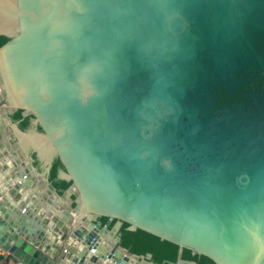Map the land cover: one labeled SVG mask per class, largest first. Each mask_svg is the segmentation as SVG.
<instances>
[{
    "label": "water",
    "instance_id": "1",
    "mask_svg": "<svg viewBox=\"0 0 264 264\" xmlns=\"http://www.w3.org/2000/svg\"><path fill=\"white\" fill-rule=\"evenodd\" d=\"M0 35L4 115L41 128L6 117L29 155L0 194L16 199L18 178L38 173L64 205L37 238L0 205L14 264H52L62 241L71 264H155L120 245L122 222L178 244L160 264H198L183 248L264 264V0H0Z\"/></svg>",
    "mask_w": 264,
    "mask_h": 264
},
{
    "label": "crops",
    "instance_id": "2",
    "mask_svg": "<svg viewBox=\"0 0 264 264\" xmlns=\"http://www.w3.org/2000/svg\"><path fill=\"white\" fill-rule=\"evenodd\" d=\"M6 117L10 119L9 115H4L2 104L0 103V182L9 179L15 169H23L24 167H27L26 156L29 155L25 145L19 144L18 142H9V140L12 139L10 138L11 129L6 124ZM18 180L22 181L24 186L15 190V192L19 194L16 199L12 198L8 189L4 194H0V205H4L8 212L5 225L12 228L23 227L24 229L32 230L34 232V238H37L40 232L46 231L43 227V218L46 216L45 214L54 213L52 212L54 210L56 213L60 208H64V205L63 202L60 201L58 197L54 196V194L48 189L38 173L27 174L25 177L21 175ZM17 184L18 182L14 185ZM21 238L25 239L23 236H21ZM104 238L105 237H103V239ZM106 241L107 242L105 243H107V245H111V238H107L106 236ZM30 244L34 249H38V245L33 242ZM41 248H44V246L42 245ZM69 248H71L69 243L62 241L53 258L48 259L52 264H56L57 260H60V262H63L64 264H71L70 259L73 255L70 254ZM0 250V264H14L10 259V253L1 246ZM123 255V252L120 253L121 258ZM149 261L152 260L149 259ZM154 263L160 264L156 262ZM101 264L110 263L108 260H104ZM128 264L151 263H146L134 257H130Z\"/></svg>",
    "mask_w": 264,
    "mask_h": 264
},
{
    "label": "trees",
    "instance_id": "3",
    "mask_svg": "<svg viewBox=\"0 0 264 264\" xmlns=\"http://www.w3.org/2000/svg\"><path fill=\"white\" fill-rule=\"evenodd\" d=\"M8 37L0 35V46L8 41ZM9 118L17 122V125L22 130H37L41 131L39 125H33L32 120L34 118L33 114L26 116L22 115V109H17L11 114ZM33 157V165L39 169L43 167L42 161L36 156L34 152H30ZM64 167L60 159L55 156L52 160V165L47 174L48 180L56 188L59 194H62L66 188L71 184V181L62 179L59 177V172L63 170ZM74 196H72L73 198ZM74 205V203H72ZM102 224L107 220V217H100ZM116 219H112L108 225V228H112ZM128 223L122 222V225L117 231V236L120 240V245L127 249L131 253L147 255L150 254L149 259L156 263H162L166 261H175L178 255V244L162 239L159 236L147 232L143 229L136 228L135 230L127 229ZM181 257L186 260L195 261L198 264H216L211 258L203 254H192L191 250L188 248H183L181 252Z\"/></svg>",
    "mask_w": 264,
    "mask_h": 264
},
{
    "label": "flooded vegetation",
    "instance_id": "4",
    "mask_svg": "<svg viewBox=\"0 0 264 264\" xmlns=\"http://www.w3.org/2000/svg\"><path fill=\"white\" fill-rule=\"evenodd\" d=\"M45 167V165H43V167L42 168H44Z\"/></svg>",
    "mask_w": 264,
    "mask_h": 264
},
{
    "label": "built area",
    "instance_id": "5",
    "mask_svg": "<svg viewBox=\"0 0 264 264\" xmlns=\"http://www.w3.org/2000/svg\"><path fill=\"white\" fill-rule=\"evenodd\" d=\"M0 253H1V250H0Z\"/></svg>",
    "mask_w": 264,
    "mask_h": 264
}]
</instances>
